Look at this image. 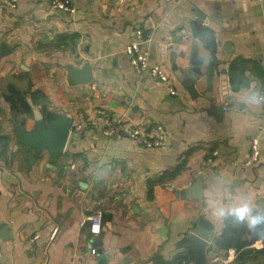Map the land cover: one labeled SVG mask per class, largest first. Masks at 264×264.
I'll return each mask as SVG.
<instances>
[{"label":"crops","instance_id":"1","mask_svg":"<svg viewBox=\"0 0 264 264\" xmlns=\"http://www.w3.org/2000/svg\"><path fill=\"white\" fill-rule=\"evenodd\" d=\"M74 8L0 0V264H157L179 255L195 264L177 243L200 217L214 225L207 264H263L236 262L239 251L228 244L259 235L250 247L263 249L264 224L217 218L212 196L234 191L235 205L247 193L253 210L264 211V102L248 100L264 95V0H74ZM140 29L150 64L169 70L170 85L132 64L126 49ZM195 55L202 75L193 95L174 66L189 73ZM86 65L91 81L71 82V71ZM9 84L30 102L36 91L46 101L32 115L13 114L3 95ZM44 107L73 120L58 157L20 139L36 130L35 110L45 116ZM99 110L125 127L162 126L164 145L104 135ZM253 140L259 158L248 164ZM199 179L202 198L177 196ZM98 210L103 231L93 255L81 223Z\"/></svg>","mask_w":264,"mask_h":264},{"label":"water","instance_id":"2","mask_svg":"<svg viewBox=\"0 0 264 264\" xmlns=\"http://www.w3.org/2000/svg\"><path fill=\"white\" fill-rule=\"evenodd\" d=\"M3 44V51L5 50ZM193 64L196 65L189 73H185L184 70H179L175 65L174 69L178 72L179 80L182 84L194 95L197 94L196 83L202 75L200 69L201 61L194 56ZM179 70V71H178ZM92 79L90 72V66L86 65L79 71H71V82L73 83H89ZM229 108L228 105L224 104L216 108V113L222 117V110ZM35 118L37 121L36 130L31 133H21V142L32 147L38 151L47 149L50 151L53 157L61 155L71 138L73 120L57 117L54 120L48 121L45 116L39 110H35ZM35 158L32 157L31 160ZM202 180L199 179L194 185L185 191H177V196L181 194L185 198L200 199L202 198ZM234 191L230 190V193ZM214 230V225L203 217L196 219L194 232L189 236L182 238L178 243V248L189 249L194 256L195 264H207V249L209 246L210 233ZM264 264V257L262 259Z\"/></svg>","mask_w":264,"mask_h":264},{"label":"built area","instance_id":"3","mask_svg":"<svg viewBox=\"0 0 264 264\" xmlns=\"http://www.w3.org/2000/svg\"><path fill=\"white\" fill-rule=\"evenodd\" d=\"M54 9L61 10L64 12L73 13L75 12L74 0H45ZM10 6H15L17 0H6ZM148 39L144 31L141 29L137 31V39L126 49V52L131 58V62L135 69L139 73H149L154 79H159L163 83L169 84L170 72L169 70L159 64L151 65L149 62V52L145 49V44ZM170 91L174 94L175 90L170 87ZM264 96V95H261ZM264 102V100H262ZM98 115L102 118V132L106 136L116 137L122 139L125 136L136 141L138 144L143 145L147 148H154L164 145L165 132L162 126L156 125L151 131H145L141 127L132 126L125 127L122 124V120L117 119L111 115V113L105 110H99ZM98 124V123H97ZM95 122L90 125L94 128H99ZM82 129L83 126L79 125ZM259 158V146L258 141L253 140L252 142V153L248 164L257 161ZM103 213L98 210L92 215L88 216L82 223V226H88L92 240H91V253L95 255L98 250L99 237L103 231Z\"/></svg>","mask_w":264,"mask_h":264},{"label":"trees","instance_id":"4","mask_svg":"<svg viewBox=\"0 0 264 264\" xmlns=\"http://www.w3.org/2000/svg\"><path fill=\"white\" fill-rule=\"evenodd\" d=\"M3 95L6 99V101L10 104L11 110L13 114H27L32 115L33 110L35 106H41V102L46 101V95L42 93L41 91H36L32 93L31 95V102L27 98L28 91L21 90L19 87L13 84H9L5 91L3 92ZM43 112L45 114V118L50 121L55 119V116L53 114L48 113V111L44 108ZM2 110L0 108V114ZM5 140L4 137L1 135V129H0V142H3ZM183 165H180L174 172L172 173H166L165 177L162 180L165 179H172L177 174H179L180 170L183 169ZM231 234L234 235L237 233L236 230H230ZM264 230H260V234L263 235ZM259 238V235L255 238H252V240L248 242H243L241 245H234V244H228V246L235 247L238 251V257L236 259V262L240 263H246L249 260H257L260 261L264 257V248L261 250H257L254 248H251L250 246ZM157 264H187L190 262V257L188 255H179L172 261H166L162 257H158L156 259Z\"/></svg>","mask_w":264,"mask_h":264},{"label":"clouds","instance_id":"5","mask_svg":"<svg viewBox=\"0 0 264 264\" xmlns=\"http://www.w3.org/2000/svg\"><path fill=\"white\" fill-rule=\"evenodd\" d=\"M248 100L253 104H259L261 100H264V96L253 91L248 96ZM231 197L232 193L226 189L220 193H213L212 199L214 204L212 207V213L214 216L221 219L229 215L235 216L238 220H247L250 228L264 224V211L253 210L250 194H243L239 198L240 202L235 205H232ZM225 203L232 206L225 207Z\"/></svg>","mask_w":264,"mask_h":264}]
</instances>
